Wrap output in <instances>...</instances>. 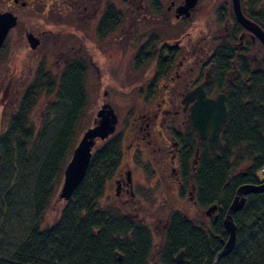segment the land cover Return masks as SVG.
I'll return each mask as SVG.
<instances>
[{
    "label": "flooded vegetation",
    "instance_id": "1",
    "mask_svg": "<svg viewBox=\"0 0 264 264\" xmlns=\"http://www.w3.org/2000/svg\"><path fill=\"white\" fill-rule=\"evenodd\" d=\"M2 1L6 2V11L16 17V24L18 10L40 11L45 28L36 35L31 32L38 40L34 50L43 45L55 51L54 62L65 66L62 75L79 66L85 80L88 77L99 80V69L94 72L90 69V65L97 67L99 63L130 65L132 62L142 71L124 74V82L130 86L133 98L130 107L135 116L131 121L120 128L119 116L108 103L116 114L117 123L107 139L120 138L122 148L120 163L107 183L114 198L110 207L144 229L142 221L146 214L153 216L150 221H160L157 217L160 209L155 205L156 197L150 203L143 200L142 205L134 201V187L142 190V194L156 192L163 196L168 193L174 202L186 184L185 178L189 181L187 197L196 207L192 178L199 160V143H205L210 154L218 150L211 152L207 140L197 139L189 123L192 103H185V96L198 87H202L206 97H215L221 92L225 96L226 82L243 83L245 90H252L255 75L264 72V49L258 38L238 23L232 1L196 0L187 15L177 12L184 0ZM239 3L242 14L263 30L256 19L264 16L261 14L264 3L249 5L246 0H239ZM164 19L170 21L173 29L176 27L174 35L162 29V25H170L164 24ZM26 32L30 31L25 29L23 33ZM218 63L225 66L222 87L212 77ZM115 75L108 72V79ZM217 89L218 93L212 96L211 92ZM107 139L97 140L94 148ZM191 145L193 155L185 168L182 158ZM238 171L245 174L244 169ZM134 173L140 174L142 179L135 181ZM103 198L104 195L101 200ZM161 202L172 207L165 195ZM214 214L217 218L216 210ZM151 233L145 234L150 248L144 263L162 264L159 247L163 243V233L157 246ZM132 235L136 239L139 237L133 233L127 236ZM183 260L182 255L181 263Z\"/></svg>",
    "mask_w": 264,
    "mask_h": 264
},
{
    "label": "trees",
    "instance_id": "2",
    "mask_svg": "<svg viewBox=\"0 0 264 264\" xmlns=\"http://www.w3.org/2000/svg\"><path fill=\"white\" fill-rule=\"evenodd\" d=\"M246 3L261 5L264 0H246ZM256 21L264 30V16L260 15ZM224 71L225 66L218 63L216 72H212L214 81L221 87ZM43 80L24 90L6 131L0 134V167L9 162L12 148L18 163L27 160V142L31 137L29 117L46 87L47 81ZM85 83L79 66L63 74L58 82L65 89L69 110L38 170L29 198L30 225L11 253L0 254V264H145L150 248L145 237L147 231L100 203L122 157L120 138H109L101 147L93 148L85 176L71 199L60 201L62 207L52 225L45 222L47 210L56 202L76 128L85 109ZM251 83L253 89L245 90L243 83L226 82L228 116L220 136L221 148L210 154L205 143H199V160L192 178L194 202L202 212L215 204L217 218H206L208 224L203 225L199 219L172 211L163 230L159 252L162 264H176L174 258L180 251L184 256L181 264H212L227 239L222 220L235 189L241 184L260 182L257 173L264 169V72L257 73ZM238 148L244 159L239 155L234 157ZM192 155L191 145L182 158L185 168ZM235 163H244L247 173L231 176ZM14 197V190L10 189L3 195L1 205L10 209ZM233 222L234 247L217 264H264V193L248 195L244 206L233 215ZM128 231L139 237L127 236Z\"/></svg>",
    "mask_w": 264,
    "mask_h": 264
},
{
    "label": "rangeland",
    "instance_id": "3",
    "mask_svg": "<svg viewBox=\"0 0 264 264\" xmlns=\"http://www.w3.org/2000/svg\"><path fill=\"white\" fill-rule=\"evenodd\" d=\"M6 2L0 0V12H6ZM216 8V7H215ZM18 23L15 28L10 31L7 39L0 51V134L6 131V126L11 115L17 106V100L23 94L24 90L32 83L44 79L47 81L46 87L41 92L38 102L30 114L31 121V137L27 142L28 155L26 162L18 163L15 149L12 148L9 162L0 167V254H9L13 248L21 242L24 233L28 229L31 219L32 211L29 202L30 194L40 168V165L54 140L61 124L69 110V104L65 101V89L58 86V82L62 80L61 72H64V65L54 62L57 53L53 50L49 51L48 48L42 45L37 50H31L27 45L24 36V30H28L33 34L45 28L43 16L40 11L33 13L31 10L17 11ZM165 23L170 21L164 19ZM170 24V23H169ZM162 29L167 32H176V27L172 25H162ZM139 32V30H137ZM261 48V47H260ZM262 49V48H261ZM134 50L136 47L134 46ZM263 51V50H262ZM264 52V51H263ZM55 54V55H54ZM95 61V58L93 59ZM96 68L100 72L101 79L94 80L93 78L86 80L85 93L86 105L76 128V138L74 146L82 135L83 131L93 125L97 111L104 105L110 103L115 112L119 116V127L127 124L135 116L130 107L132 97L130 96V86L124 82V74H139L142 71L135 66L132 62L130 65L122 64H102L91 66L90 69L94 72ZM108 72H114L116 75L108 79ZM97 73V72H96ZM95 74V73H94ZM43 80V81H44ZM133 84V82H131ZM138 82L133 85H137ZM212 91L211 95L214 96L218 93ZM127 106V107H126ZM127 121V122H126ZM126 122V123H125ZM115 137V136H113ZM102 145V144H101ZM97 145L95 149L101 147ZM73 146V148H74ZM235 155H241L242 151L238 148ZM232 168L231 176H237L238 170L244 169L247 173L246 165L244 163H235ZM2 168V169H1ZM257 175L260 182L264 180V169H261ZM133 179H142L140 174H133ZM186 179V184L179 190V195L176 201H172L170 194L156 192H144L134 187V201H138L142 205V201L150 203L156 197L155 205L160 209L157 217L160 221H150L149 214L142 221L144 229L154 234L152 237L153 243L157 246L161 240L160 236L163 233V224L166 217L174 210L183 213L190 219H199L203 225L208 224V220L202 211H198L196 207L189 201L187 195L189 191V181ZM110 183V182H109ZM10 189L14 190L15 197L12 206L9 208L1 205L3 195ZM164 195L169 199L172 207L167 204H161V199ZM181 195V196H180ZM143 197H146L145 199ZM148 197H150L148 199ZM114 201L113 195L110 191V184L107 185L103 200L100 203L111 206ZM158 205V206H157ZM2 207V210H1ZM62 203L57 200L47 210L45 215V222L48 225L57 219ZM141 215V214H140ZM205 216V217H204ZM146 227V228H145ZM131 231L127 232V235ZM160 248V247H159Z\"/></svg>",
    "mask_w": 264,
    "mask_h": 264
},
{
    "label": "water",
    "instance_id": "4",
    "mask_svg": "<svg viewBox=\"0 0 264 264\" xmlns=\"http://www.w3.org/2000/svg\"><path fill=\"white\" fill-rule=\"evenodd\" d=\"M232 1V10L238 23L246 30L255 35L264 49V31L255 23L248 20L241 12L239 0ZM196 0H184V4L177 9L178 14H188ZM16 25V17L9 11L0 12V48L9 33ZM26 41L31 50L38 45V40L31 33H27ZM185 103H192L189 108V123L198 140H207V147L211 152L221 148L220 134L227 121L228 110L225 104V96L221 92L215 97H206L202 87L190 91L184 98ZM117 117L112 107L104 104L97 111L91 127L83 131L70 158L65 165L61 184L57 191L56 201H68L73 192L81 183L88 167L92 150L97 140H105L114 132ZM264 193V180L257 184H241L234 192L230 204L223 217V226L227 232V239L221 250L213 258L212 264H217L224 256L228 255L235 244L236 227L233 215L245 204L246 197L250 194ZM216 205L209 206L204 210L206 217L216 219ZM183 252L180 251L174 258L176 264L181 263Z\"/></svg>",
    "mask_w": 264,
    "mask_h": 264
},
{
    "label": "bare ground",
    "instance_id": "5",
    "mask_svg": "<svg viewBox=\"0 0 264 264\" xmlns=\"http://www.w3.org/2000/svg\"><path fill=\"white\" fill-rule=\"evenodd\" d=\"M245 17V16H244ZM254 23V22H253ZM256 24V23H255ZM27 33H31V32H26L25 34H24V36H26V34ZM32 34V33H31ZM33 35V34H32ZM34 36V35H33ZM34 37H36V36H34ZM25 40H26V38H25ZM27 42V41H26ZM27 45H28V43H27ZM29 46V45H28Z\"/></svg>",
    "mask_w": 264,
    "mask_h": 264
}]
</instances>
